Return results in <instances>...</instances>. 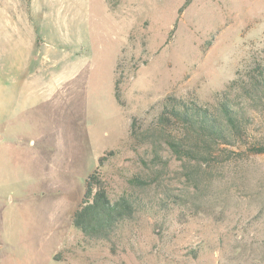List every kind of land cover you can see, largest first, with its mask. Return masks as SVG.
<instances>
[{
    "label": "rangeland",
    "instance_id": "obj_1",
    "mask_svg": "<svg viewBox=\"0 0 264 264\" xmlns=\"http://www.w3.org/2000/svg\"><path fill=\"white\" fill-rule=\"evenodd\" d=\"M184 2L0 0V264H264V155L198 164L155 123L264 63V0ZM100 157L143 205L111 241L72 226Z\"/></svg>",
    "mask_w": 264,
    "mask_h": 264
},
{
    "label": "trees",
    "instance_id": "obj_2",
    "mask_svg": "<svg viewBox=\"0 0 264 264\" xmlns=\"http://www.w3.org/2000/svg\"><path fill=\"white\" fill-rule=\"evenodd\" d=\"M191 2L185 0L180 14ZM226 88L216 93L212 103L167 96L160 102L155 123L159 136L176 155L208 164L216 161L220 148L233 147L248 155H264V142L257 139L255 124L264 112V63H251ZM119 102V93L115 89ZM131 128L136 129L135 121ZM99 166L84 181V195L72 217V226L84 239L111 241L120 228L134 220L143 205L132 194L112 201ZM138 177L131 184L142 187Z\"/></svg>",
    "mask_w": 264,
    "mask_h": 264
}]
</instances>
